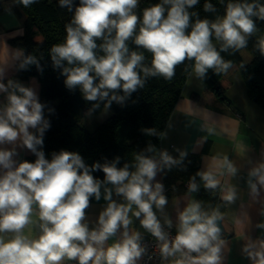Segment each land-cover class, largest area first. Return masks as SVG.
<instances>
[{
  "label": "clouds",
  "instance_id": "1",
  "mask_svg": "<svg viewBox=\"0 0 264 264\" xmlns=\"http://www.w3.org/2000/svg\"><path fill=\"white\" fill-rule=\"evenodd\" d=\"M35 2L18 0L25 8ZM198 2L161 0L145 8L141 18L134 11L138 0H79L65 25L63 42L50 49L53 65L62 68L68 89L79 87L87 101L107 99L106 107L112 101L123 103L143 88L149 77L170 81L185 60L194 62L193 72L199 79H204L209 69L227 73L232 62L225 61L221 52L247 46L248 38L257 31L253 18L264 21V4L228 2L224 15L210 21L189 11ZM59 5L72 11L73 0H59ZM203 9L216 11L208 2ZM193 17H197L194 22ZM130 39L151 53L150 66L144 64L142 52H130ZM213 39L219 42V50ZM98 40L103 41L99 46ZM98 47L103 55H97ZM258 49L264 55V38L258 41ZM22 55L21 51L14 53L16 59ZM35 63V57L27 56L19 68ZM4 75L0 68V93H6L7 101L0 107V145L18 144L36 159L14 167L16 147L0 148V168L5 170L0 175V264H64L73 260L78 264H137L146 249L141 233L130 231L133 217L156 239L162 260L172 258L171 264H221L224 241L218 221L224 214L219 207L205 210L201 201L189 200L178 213L176 235L171 239L157 217L168 199L163 184L155 178L163 168L178 163L166 150L159 153V160L144 152L134 154L132 163L122 167H118L120 157L89 166L79 153L65 150L53 152L49 160L43 151L44 133L50 127L43 116L44 106L32 88L13 79L4 83ZM117 90L124 95H118ZM143 131L160 139L167 135L155 128ZM145 151L154 153L156 149L150 144ZM185 155L180 152L181 158ZM96 171L103 172V180L93 175ZM237 171L227 156L213 157L205 170L190 178L187 190H199L197 176L205 189L215 190L221 185L219 176H235ZM248 176L251 193L258 195V185L264 188V162L252 168ZM101 188L107 205L99 214L97 226L90 229L84 222L86 209L90 198L101 199ZM113 192L124 202L113 200ZM236 198L235 187L222 189L224 202L231 204ZM165 223L172 226L170 220ZM33 227L38 229L35 237ZM259 227L264 228V223ZM118 232L121 238L107 245ZM243 252L251 264H264V239L247 243Z\"/></svg>",
  "mask_w": 264,
  "mask_h": 264
},
{
  "label": "trees",
  "instance_id": "2",
  "mask_svg": "<svg viewBox=\"0 0 264 264\" xmlns=\"http://www.w3.org/2000/svg\"><path fill=\"white\" fill-rule=\"evenodd\" d=\"M16 1V9L23 17L24 33L12 38V42L22 49L23 55L17 61V71L22 77L35 74L40 82L41 89L39 102L43 107V116L48 120L50 127L45 131L43 137V151L47 159L51 160L53 152L61 150L76 152L81 155L85 164L92 165L94 162L104 163L105 160L112 161L120 157L118 167L124 163L131 164L134 154L144 152L152 156V153L145 150L151 144L155 149L159 146V136H148L144 133L146 128H155L157 133L162 132L167 124L171 112L181 95L182 87L193 69V61L185 60L175 69V75L170 81L162 77H149L143 88L137 89L130 96L126 97L123 103L112 101L108 108L111 114L94 129H89L82 123L86 112H98L106 106L108 100L87 101L84 99L80 88L68 89L64 83L65 76L62 75V68H56L50 55V49L54 44L62 43L65 36V25L69 23L79 0H73V9L61 7L59 0H36L35 3L25 8ZM144 5L138 10V16L142 18L143 10L151 7L161 0H143ZM212 3L216 9L214 12H205L204 3ZM228 2H247L264 4V0H199L198 4L190 9V12L198 14L200 19L215 21L225 12ZM167 7V6H166ZM197 17L192 18V22ZM257 34H252L247 41L248 50L252 57L245 61L240 51L229 49L221 52L225 61H231L240 72L249 97L264 109V55L258 49V41L264 38V21L253 18ZM190 31V28H189ZM215 40V39H213ZM217 42V41H216ZM98 40V46L102 44ZM131 51L142 52L145 56L144 64L150 66L151 53L138 48L132 39L128 42ZM219 50V42L216 45ZM97 55H103L98 47ZM27 56L36 58L37 63L27 65L20 69L19 64ZM65 66H68L65 63ZM217 74L209 69L203 81L217 88L220 95L224 93V87L228 84V78ZM98 82V81H97ZM110 92V96H111ZM117 94L123 96L122 90ZM109 96V98H110ZM186 155L179 157L178 163L170 168H163V176L167 190L171 185L191 178L199 171V155L185 152ZM36 157L31 153L26 160L34 162ZM93 175L103 180L102 171H96ZM200 191L199 201L203 207L222 208V200L217 192L212 189Z\"/></svg>",
  "mask_w": 264,
  "mask_h": 264
},
{
  "label": "crops",
  "instance_id": "3",
  "mask_svg": "<svg viewBox=\"0 0 264 264\" xmlns=\"http://www.w3.org/2000/svg\"><path fill=\"white\" fill-rule=\"evenodd\" d=\"M23 33V17L16 9V1L0 0V68H3L5 73L2 82L7 83L8 79L16 80L23 86L32 88L39 100L41 89L39 78L35 74L22 77L17 71L16 64L20 58L16 59L14 53L22 52V49L11 40ZM191 73L192 71L163 129L167 135L160 139L159 146L152 153V157L159 160V153L166 150L178 161L181 151L196 153L199 155V171L205 170L213 157L227 156L229 158L238 171L235 176L227 174L219 176L221 185L215 189L220 200H222V189L226 186L235 187L237 192V198L233 203L228 204L222 200L224 231L221 232V239L224 244L221 248V264H251L243 252L244 246L249 242L264 239V228L259 227L264 223V188L258 185L259 194L254 195L248 184L249 171L264 162V109L249 97L241 74L244 88L237 94L227 93L230 89L228 83L224 87L223 95H220L203 79L190 80ZM225 75L226 73H223L222 76L225 77ZM6 102V93H0V107ZM208 129H212V132L210 133ZM13 147H16L18 153L12 157L16 161L15 167L25 161L31 152L19 147L18 144L0 145L3 149ZM4 171L0 168V175ZM155 179L163 184L164 195L168 199L164 210L157 212V217L162 222L170 220L176 226L179 211L183 210L189 200L199 201L200 191L206 192L198 176L196 181L199 190L193 193H189L180 181L173 183L168 191L163 170L157 173ZM253 182H255L254 178ZM112 198L117 203L124 202L123 198L114 192ZM106 205L107 201L103 199V188H101V199L97 201L94 197L90 198V206L86 209L84 222L90 229L97 226L99 214ZM205 210L209 208L205 207ZM33 219L37 217L34 215ZM132 219L130 231H139L141 235L148 233L141 227L139 219L135 217ZM25 232L27 234L28 230L26 229ZM32 235L33 237L38 235L37 228L33 227ZM120 238V232H118L116 237L106 243L110 245ZM64 264H78V262L65 261ZM137 264H140V259ZM162 264H171V259Z\"/></svg>",
  "mask_w": 264,
  "mask_h": 264
},
{
  "label": "rangeland",
  "instance_id": "4",
  "mask_svg": "<svg viewBox=\"0 0 264 264\" xmlns=\"http://www.w3.org/2000/svg\"><path fill=\"white\" fill-rule=\"evenodd\" d=\"M144 5L143 0H138L137 8L134 9L135 13L138 14V10L141 8V6ZM253 34H257V31ZM213 44L216 46L217 42L213 40ZM238 51L241 52L243 58L245 61H249L252 57L251 53L246 50L245 48L239 49ZM228 78V83L230 89L227 91V93L235 92L236 94L239 92V90H242L244 88L243 80L240 76V73L238 69L236 68V65H233L226 73L225 78ZM197 79L195 76V73L192 70L191 78L190 80ZM190 82V81H189ZM111 114V111L108 107L103 106L98 112H86L82 123L89 129H94L97 127L103 120H105L109 115Z\"/></svg>",
  "mask_w": 264,
  "mask_h": 264
},
{
  "label": "built area",
  "instance_id": "5",
  "mask_svg": "<svg viewBox=\"0 0 264 264\" xmlns=\"http://www.w3.org/2000/svg\"><path fill=\"white\" fill-rule=\"evenodd\" d=\"M188 183H189V179L185 180L183 183L184 187L187 188ZM160 222L164 231L168 233L169 238L170 239L174 238V236L176 235L177 226L175 224H172L171 227H168V225L165 222L162 221ZM142 245L145 247L146 252L140 258V264H162L167 261V260H162L159 252L158 242L150 233L142 235Z\"/></svg>",
  "mask_w": 264,
  "mask_h": 264
},
{
  "label": "water",
  "instance_id": "6",
  "mask_svg": "<svg viewBox=\"0 0 264 264\" xmlns=\"http://www.w3.org/2000/svg\"><path fill=\"white\" fill-rule=\"evenodd\" d=\"M216 89H217V88H216ZM218 226L220 227L221 232H223V231H224V226H223L222 221H218Z\"/></svg>",
  "mask_w": 264,
  "mask_h": 264
}]
</instances>
